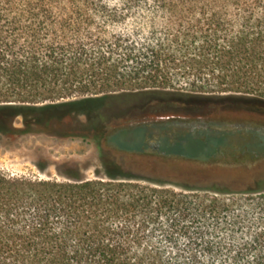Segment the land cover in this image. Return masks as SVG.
Returning <instances> with one entry per match:
<instances>
[{"label": "trees", "instance_id": "obj_1", "mask_svg": "<svg viewBox=\"0 0 264 264\" xmlns=\"http://www.w3.org/2000/svg\"><path fill=\"white\" fill-rule=\"evenodd\" d=\"M120 96L264 114V0H0L1 138L37 133L45 109L89 122L85 103ZM117 129L96 128L97 147ZM232 136L196 160L264 154ZM100 162L94 179L0 171V264H264V192H177Z\"/></svg>", "mask_w": 264, "mask_h": 264}, {"label": "rangeland", "instance_id": "obj_2", "mask_svg": "<svg viewBox=\"0 0 264 264\" xmlns=\"http://www.w3.org/2000/svg\"><path fill=\"white\" fill-rule=\"evenodd\" d=\"M142 104L140 98L126 96L113 97L102 102L92 100L85 103L86 111L91 115H99L100 118H92L89 122H86L83 116H75L76 114L60 121L63 112L45 109L40 116L50 120V124L38 129L37 133L0 137V171L12 175L58 180H63L58 173L65 175L77 173L85 178L94 179L95 171L102 169L101 159H113L131 177L147 180L154 183V186H162L177 192L214 193L201 194L208 197H220L219 194L226 193L221 196L223 198L233 195L232 193L248 195L264 192V154L235 163L223 160L201 162L196 160V157L183 156L169 157L165 160L159 158V161H156L154 151L148 149L143 151L142 156H127L120 152L100 149L97 143L102 144V139L94 136L97 133L95 129L100 126L116 129L135 122L149 126L151 123L156 124L157 121L175 122L177 127L189 124L184 127L183 133L178 132V128L173 124L168 134L172 140H177L197 123L213 125V128L220 131L240 126L264 128L263 114L204 103L189 106L185 104L166 106L154 102L143 106ZM70 107L73 108V105ZM160 133L152 138L157 140ZM233 135L235 136L230 139L234 141L232 146L241 149L246 134ZM148 139L145 141L148 142ZM196 154L197 152L194 153Z\"/></svg>", "mask_w": 264, "mask_h": 264}, {"label": "flooded vegetation", "instance_id": "obj_3", "mask_svg": "<svg viewBox=\"0 0 264 264\" xmlns=\"http://www.w3.org/2000/svg\"><path fill=\"white\" fill-rule=\"evenodd\" d=\"M143 124L142 122H135L119 127V130L117 129L118 131L116 132V141L114 143L112 142V144L130 153L128 156H142L144 153L143 151L148 149L154 151L155 155L158 153L164 155L166 153H172L176 156L180 155L187 158H194L196 147H201L204 144L206 145L218 136L227 134L233 135L236 133H244L247 135L253 133L258 136L259 142H263L264 140V128L240 126L239 128L220 131L213 128V125L201 123L194 124L192 129L184 136H180L177 140H172L171 135L168 133L175 123H159V121H157L156 124L151 123L148 128ZM187 126H189V124H182L180 129L184 130V127ZM160 131H164L165 133H160ZM158 133H160L158 139H153L152 137L158 135ZM147 138H149L148 142L145 141ZM113 145H111V147L113 151H116Z\"/></svg>", "mask_w": 264, "mask_h": 264}, {"label": "water", "instance_id": "obj_4", "mask_svg": "<svg viewBox=\"0 0 264 264\" xmlns=\"http://www.w3.org/2000/svg\"><path fill=\"white\" fill-rule=\"evenodd\" d=\"M166 118H168V117H166Z\"/></svg>", "mask_w": 264, "mask_h": 264}]
</instances>
